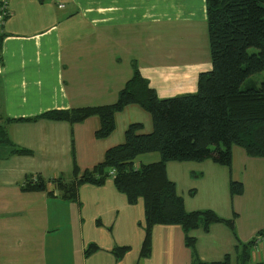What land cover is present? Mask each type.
<instances>
[{
  "label": "crops",
  "instance_id": "crops-1",
  "mask_svg": "<svg viewBox=\"0 0 264 264\" xmlns=\"http://www.w3.org/2000/svg\"><path fill=\"white\" fill-rule=\"evenodd\" d=\"M7 8L0 25V264H195L225 256L237 264V248L264 231V158L233 147L230 167L168 162L167 178L185 211L210 210L234 229L217 223L207 233L191 231V248L179 226L157 225L150 255L140 258L141 201L128 204L111 179L82 184L67 201L50 181L71 179L73 159L79 174L102 162L131 124L151 133L150 115L126 106L105 139L94 136L96 117L73 125L16 121L111 105L134 68L159 98L195 93L198 75L211 70L205 0H8ZM14 147L31 154L15 155ZM159 160L148 153L132 165ZM37 177L45 189L24 190ZM232 181L242 184L241 195H231ZM91 244L98 249L86 256ZM122 246L128 251L116 258L111 250ZM249 264H264V236Z\"/></svg>",
  "mask_w": 264,
  "mask_h": 264
},
{
  "label": "trees",
  "instance_id": "trees-1",
  "mask_svg": "<svg viewBox=\"0 0 264 264\" xmlns=\"http://www.w3.org/2000/svg\"><path fill=\"white\" fill-rule=\"evenodd\" d=\"M205 7L211 70L198 75L195 93L159 98L134 68L111 105L52 110L32 119L16 120L43 119L73 125L96 117L100 128L94 136L105 139L114 132L115 115L126 106L137 105L150 115L151 133L142 134V124H131L125 131L124 142L109 148L102 162L79 174L73 159L71 179L59 177L50 181L59 197L67 201L75 200L80 185H102L109 179L128 204L141 201L144 238L140 258L150 255L152 229L157 225L179 226L191 248L195 243L188 236L191 231L201 229L207 233L217 223L234 229L232 220H224L210 210L185 211L183 199L167 178L168 162L211 161L230 167L233 147L241 148L249 157L264 158V83L260 87H242L252 75L264 71V0H205ZM252 49L256 50L253 54L249 53ZM12 153L31 154L18 147ZM148 153H158L160 160L134 168L133 160ZM45 185L41 178L37 177L35 182L28 178L24 190H44ZM242 192L241 183H230L232 196ZM263 236L264 231L237 248V264H249L252 249ZM97 249L91 244L85 255ZM127 251L128 247L122 246L113 248L111 253L122 258ZM195 264H230V257L212 263L196 259Z\"/></svg>",
  "mask_w": 264,
  "mask_h": 264
},
{
  "label": "rangeland",
  "instance_id": "rangeland-1",
  "mask_svg": "<svg viewBox=\"0 0 264 264\" xmlns=\"http://www.w3.org/2000/svg\"><path fill=\"white\" fill-rule=\"evenodd\" d=\"M205 11H206V7H205ZM256 50L252 49V50H249V53L253 54L255 53ZM211 68V66H210ZM209 68V69H210ZM264 83V71L260 72V73H257V74H254L252 75L250 78H248L246 80V82L243 84V88H246V87H260L261 84ZM168 98V97H167ZM0 149L2 150H5L6 147L5 146H1ZM262 171H264V169H262ZM255 211H258V209L254 210Z\"/></svg>",
  "mask_w": 264,
  "mask_h": 264
},
{
  "label": "built area",
  "instance_id": "built-area-1",
  "mask_svg": "<svg viewBox=\"0 0 264 264\" xmlns=\"http://www.w3.org/2000/svg\"><path fill=\"white\" fill-rule=\"evenodd\" d=\"M7 1L8 0H0V25L3 24L5 17L8 15ZM62 7V5H59V8Z\"/></svg>",
  "mask_w": 264,
  "mask_h": 264
}]
</instances>
